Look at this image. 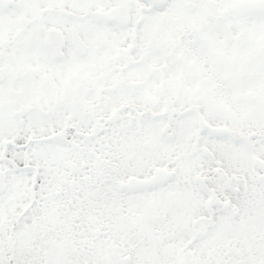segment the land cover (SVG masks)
Listing matches in <instances>:
<instances>
[{"label":"snow or ice","instance_id":"6c2138e0","mask_svg":"<svg viewBox=\"0 0 264 264\" xmlns=\"http://www.w3.org/2000/svg\"><path fill=\"white\" fill-rule=\"evenodd\" d=\"M0 264H264V0H0Z\"/></svg>","mask_w":264,"mask_h":264}]
</instances>
